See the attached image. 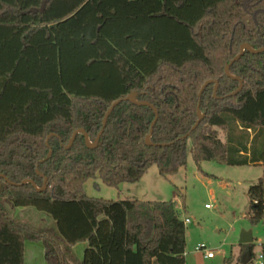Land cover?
Instances as JSON below:
<instances>
[{
  "label": "trees",
  "instance_id": "1",
  "mask_svg": "<svg viewBox=\"0 0 264 264\" xmlns=\"http://www.w3.org/2000/svg\"><path fill=\"white\" fill-rule=\"evenodd\" d=\"M264 0H0V264H24L42 241L48 264H186V223L177 201L92 197L85 183L120 188L157 165L264 167ZM209 84L199 97L200 90ZM137 92L158 110L120 102ZM203 118L197 128V109ZM219 130L225 132L226 140ZM52 135L47 142V138ZM186 138H183L186 136ZM50 150L52 154L48 157ZM43 174L44 176L40 175ZM252 224L264 221V174L248 189ZM185 209V196L178 193ZM34 207L53 220L33 228L14 217ZM254 257L255 244L241 245ZM242 257H239V261ZM264 264V243L261 244ZM232 256L226 259L231 263Z\"/></svg>",
  "mask_w": 264,
  "mask_h": 264
},
{
  "label": "rangeland",
  "instance_id": "2",
  "mask_svg": "<svg viewBox=\"0 0 264 264\" xmlns=\"http://www.w3.org/2000/svg\"><path fill=\"white\" fill-rule=\"evenodd\" d=\"M226 140L225 132L219 130ZM262 165L230 166L215 161H202L199 165L189 152L187 164L169 177L152 166L137 183H124L115 188L101 179H90L85 183L87 195L97 198L118 199L135 194L142 200L177 201L186 224V264H242V246L239 244L243 230H252L255 238V257L251 264H262L261 244L264 243V221L252 224L247 217L250 211L248 189L264 174ZM185 196L186 208L178 193ZM14 217L35 229L53 226L52 218L34 207L16 208ZM214 252L206 258L198 246ZM87 245L78 244L69 255L68 263L81 260ZM232 256L231 263L226 259ZM25 264H48L46 249L42 241H26Z\"/></svg>",
  "mask_w": 264,
  "mask_h": 264
},
{
  "label": "water",
  "instance_id": "3",
  "mask_svg": "<svg viewBox=\"0 0 264 264\" xmlns=\"http://www.w3.org/2000/svg\"><path fill=\"white\" fill-rule=\"evenodd\" d=\"M245 51H248V52H251V53H254V54H258V53H262V52H264V47L259 48V49H255V48H253L250 44L245 43V44L241 45L240 53H239L236 57H234V59L231 60L230 63H228V64L226 65V67H225V73H226L229 77L234 78V79H237V80H239V82H240L239 88H238L236 91H234V93H232V95H235V94L239 93V92L242 90L244 81H243V79H241V78H239V77H237V76L231 74V73H230V68H231V65H232L235 61H237V60H239V59L241 58V56L245 53ZM213 82L215 83L214 94H216L217 89H218V81L208 80V81H206V82L204 83V85L202 86V88H201V90H200V93H199V97H201V95H202L204 89H205L209 84H211V83H213ZM137 96H138V93H137V92H132V93H130L129 95H127L126 97L121 98V99L115 101V102L111 105V107L108 109V111H107V113H106V115H105L104 122H103V128H102V130L99 132V134H98L97 138L95 139V141L92 142V141L90 140L88 133H87L84 129H78V130H76V131L73 133V135H72V137H71V139H70V141H69V144L67 145V149H69V148L72 146V144H73V142H74V140H75L77 134H79V133L84 134L86 144H87V146H88L89 148H95V147H97V145H98V143H99V140H100V137H101V135H102V133H103V131H104V128H105V126H106V124H107V119H108L110 113H111L112 110H113V109H114V108H115L120 102H122V101H131V102L136 103V104H139V105H148V106H150V107H152V108L154 109L155 114H156V118H155V120H154L153 123H152V128H151L150 134L146 137V142H147L149 145H152V142H151V136H152V133H153V126H154V124L156 123V121H157V119H158V110H157V108L154 107L150 102H147V101H139V100L137 99ZM197 114H198V121L196 122V124L193 126L192 129L197 128V126L200 124V122H201V120H202V118H203V115H202V113H201V110H200V107H199V106H198V109H197ZM52 135H55V134H50V135L48 136V138H47V142H48V139H49ZM186 137H187V135L184 136L183 138H186ZM51 154H52V150H50L48 157H50ZM39 174H40V173H39ZM40 175L44 176L43 174H40ZM0 178H4L7 182H9L10 184L16 185V186H20V185H24V184L30 183V184H32V185H33L38 191H43V190H45V189L47 188V181H48V178L44 176L45 179H44V185H43V187H38L37 184H36V183L34 182V180H32V179H25V180H23L21 183H15V182H12L11 180H9L4 174H1V173H0ZM0 186H1V181H0ZM254 240H255V238H254V236H253L252 230H243L242 233H241V235H240L239 244H240V245L252 244V243H254ZM251 259H252L251 253H250L249 250H247V251L244 253L243 257H242V264H248V263L251 261Z\"/></svg>",
  "mask_w": 264,
  "mask_h": 264
},
{
  "label": "built area",
  "instance_id": "4",
  "mask_svg": "<svg viewBox=\"0 0 264 264\" xmlns=\"http://www.w3.org/2000/svg\"><path fill=\"white\" fill-rule=\"evenodd\" d=\"M184 221H185L186 224H188V223L191 222V220H190L189 218H185ZM204 248H205L204 245L198 246V249H199V250L204 251V256H205L206 258H213V257L215 256L214 252L209 251V250H206V251H205Z\"/></svg>",
  "mask_w": 264,
  "mask_h": 264
},
{
  "label": "crops",
  "instance_id": "5",
  "mask_svg": "<svg viewBox=\"0 0 264 264\" xmlns=\"http://www.w3.org/2000/svg\"><path fill=\"white\" fill-rule=\"evenodd\" d=\"M258 165H261V164H258ZM263 166V165H262ZM264 168V167H263ZM264 170V169H263ZM121 188H122V185H121ZM130 196H134V197H137L138 198V196H136L135 194H131ZM140 199V198H139ZM81 245H87V243H80ZM76 246H78V245H76ZM75 246V247H76ZM74 247V248H75ZM74 248H72V250L74 249ZM185 257H186V255H185ZM24 264H25V260H24Z\"/></svg>",
  "mask_w": 264,
  "mask_h": 264
}]
</instances>
